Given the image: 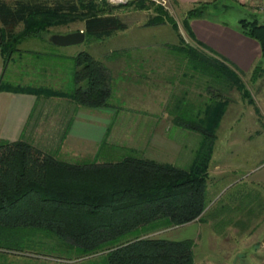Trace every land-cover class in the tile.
Masks as SVG:
<instances>
[{
    "label": "trees",
    "instance_id": "16d2710c",
    "mask_svg": "<svg viewBox=\"0 0 264 264\" xmlns=\"http://www.w3.org/2000/svg\"><path fill=\"white\" fill-rule=\"evenodd\" d=\"M209 4L196 3L182 20L193 40L197 41L190 21L206 15ZM123 5L154 6L143 0L118 5L109 0H0V50L5 68L24 40L43 37L54 26L82 21L80 29L85 31L86 40L93 41L126 30L127 22L114 13ZM155 8L156 15L147 24L169 20L179 32L178 23L162 7ZM240 23L241 33L261 47V57L251 71V80L257 81L264 77V23L257 16L243 18ZM181 41L187 65L207 77L208 86L216 82L219 92L214 91L200 106L188 102L187 94L177 98L183 112L175 118L176 123L203 137L191 165L179 167L131 150V155L119 160L75 163L26 140L0 139V229L12 232V246L14 236L21 230L23 238L26 229L27 236L41 232L65 248L79 249L80 256H92L83 264H194L192 239L148 236L146 228L157 223L177 227L204 219L213 146L229 105L221 90L236 88L248 102L252 103V98L239 73ZM73 60V91L14 86L4 78L0 79V91L68 97L79 106L109 107L111 86L106 64L89 51H81ZM185 106L197 108V114H189Z\"/></svg>",
    "mask_w": 264,
    "mask_h": 264
},
{
    "label": "rangeland",
    "instance_id": "374dc122",
    "mask_svg": "<svg viewBox=\"0 0 264 264\" xmlns=\"http://www.w3.org/2000/svg\"><path fill=\"white\" fill-rule=\"evenodd\" d=\"M172 3L171 10H164L178 23L179 32L173 29L169 20L160 25L147 24V21L156 15L157 5H148L145 8L123 5L114 13L121 15L129 27L104 40H85L70 46L56 45L50 41L53 34H66L82 28V21L51 27L43 37L27 38L19 45V50L7 64L4 81L14 86L29 85L70 92L75 89L76 83L74 60L69 56L89 51L101 59L116 50L130 46L133 42L140 43L139 45H143L146 40L157 41L160 45L161 42H170L171 48L154 49L153 54L162 58L155 64L160 70L153 73V81L149 87L154 85L159 95L165 94V99L171 97L172 101L175 96H182L183 90L187 89L188 102L192 101L193 105L200 106L208 102L214 91L218 95L219 92L215 90L217 83L208 86L207 77L199 72H193L192 79L182 76L186 70L190 73L191 68L182 62L187 56L180 50L175 51L174 46L179 45L180 40L191 42L192 39L182 25L184 8L180 9L173 1ZM254 13L255 15L249 13L244 5L233 0H220L206 15L236 27L241 26V19H254L255 16L264 23V13ZM240 76L251 95L252 103L244 99L236 88L221 90L222 96L229 100V105L217 130L213 146L207 185L208 206L204 219L174 228L157 223L150 235L146 232L148 236L192 239L195 242L194 262L197 264H264V248L261 247L264 243V226L254 231L251 225L243 223L249 216L259 218V209L261 204L264 205V186L253 182L256 178L264 176V77L252 81L251 72L240 73ZM111 102L122 110L131 106L130 103L117 100ZM118 129L124 133L120 137L121 143L130 139L131 135L127 133L126 127ZM50 131L48 127L47 133H51ZM46 142L38 144L45 148L51 147L50 143ZM69 146L63 144L59 157L75 163L105 160L107 157L104 154L109 151V145L105 144L99 156L95 158L98 153L97 146L89 144L84 149L86 154L83 157L80 156L79 146ZM113 151L107 160H119L131 155L126 147L115 146ZM72 152L79 154L74 155ZM235 227L238 230H235ZM218 233L221 238L226 237L225 247L218 245ZM249 234L250 238H255L252 242L245 241ZM26 238L29 264H83L92 257L80 256L79 249L65 248L54 237L44 236L41 232L35 235L29 233ZM259 243L260 245L255 247V244Z\"/></svg>",
    "mask_w": 264,
    "mask_h": 264
},
{
    "label": "crops",
    "instance_id": "0c3cea01",
    "mask_svg": "<svg viewBox=\"0 0 264 264\" xmlns=\"http://www.w3.org/2000/svg\"><path fill=\"white\" fill-rule=\"evenodd\" d=\"M172 1L180 9L183 7L184 15H186L196 3L208 2L209 7L212 8L220 0ZM233 1L244 5L249 13H254L253 4L249 1ZM190 23L197 41L192 39L191 42L186 41L185 43L197 48L199 53H206L210 58L222 62L239 75L240 73L249 74L261 57L260 44L255 39L242 34L241 26H231L209 18L207 15L194 18ZM139 44L133 42L130 46L101 58L109 70L111 86L109 107L79 106L68 97H39L31 93L0 91V139L26 140L59 159H63L59 157L63 144L74 146V148L79 146L80 156L83 157L86 154L84 151L86 145H95L98 152L95 158L99 156L103 146L108 144L109 151L104 154L107 158L114 153L115 146H120L128 148L138 156L179 167H189L203 137L200 133L176 123L175 118L183 112L177 102V98L181 96H175L172 101L171 97L165 99V94L159 95L154 85L149 87L153 81V73L160 70L155 67V64L159 63V59L162 58L153 54L154 49L157 47L171 48L169 44L172 43L161 42L160 45L157 41L148 42L146 40L142 43L143 45ZM181 44L180 40V44L175 45L174 50L183 51L185 54V50L180 49ZM69 57L73 59L74 55ZM182 62L188 64V58L183 59ZM5 69L1 53L0 79L5 77ZM193 72L195 69H191L190 73L186 70L182 76L192 79L194 78ZM184 94L188 95L187 89L183 90ZM112 100L130 103L131 106L122 110L117 104H113ZM183 109L191 115H196L198 112L197 108L188 109L185 106ZM48 127L51 133H47ZM119 127L128 129L127 133L131 135L129 140L121 143L120 137L124 133L118 129ZM40 142L50 143L51 147L45 148L38 144ZM72 154L79 153L72 152ZM107 158L97 162L115 160H107ZM253 182L264 186V176L256 178ZM18 216L22 218L21 214ZM243 223L251 225L254 231L262 229L264 205L261 204L259 209V218L249 216ZM152 229L153 227L146 228L149 235ZM235 230L238 228L235 227ZM11 233L10 230L0 229V264H29L26 229L23 231V238L21 230H19V236H14L13 246ZM217 237L218 245L225 247L226 237L221 238L220 233ZM250 237L251 234L245 241L255 240ZM258 245L260 243L255 244V247ZM261 247L264 248V243ZM194 264L197 263L194 262Z\"/></svg>",
    "mask_w": 264,
    "mask_h": 264
},
{
    "label": "water",
    "instance_id": "95a60500",
    "mask_svg": "<svg viewBox=\"0 0 264 264\" xmlns=\"http://www.w3.org/2000/svg\"><path fill=\"white\" fill-rule=\"evenodd\" d=\"M86 40V33L84 30H77L66 34H53L50 37V41L56 45L60 46H70L82 43ZM3 38L0 33V44Z\"/></svg>",
    "mask_w": 264,
    "mask_h": 264
},
{
    "label": "built area",
    "instance_id": "2783aa9c",
    "mask_svg": "<svg viewBox=\"0 0 264 264\" xmlns=\"http://www.w3.org/2000/svg\"><path fill=\"white\" fill-rule=\"evenodd\" d=\"M113 3H128L129 1H138V0H110ZM148 3L160 6L165 10H171L173 7L172 0H143ZM253 4L254 11L256 13H264V0H247Z\"/></svg>",
    "mask_w": 264,
    "mask_h": 264
}]
</instances>
